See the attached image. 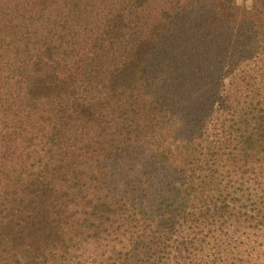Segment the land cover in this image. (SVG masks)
Returning a JSON list of instances; mask_svg holds the SVG:
<instances>
[{
  "label": "trees",
  "instance_id": "16d2710c",
  "mask_svg": "<svg viewBox=\"0 0 264 264\" xmlns=\"http://www.w3.org/2000/svg\"><path fill=\"white\" fill-rule=\"evenodd\" d=\"M0 264H264L254 0H0Z\"/></svg>",
  "mask_w": 264,
  "mask_h": 264
},
{
  "label": "rangeland",
  "instance_id": "374dc122",
  "mask_svg": "<svg viewBox=\"0 0 264 264\" xmlns=\"http://www.w3.org/2000/svg\"><path fill=\"white\" fill-rule=\"evenodd\" d=\"M251 3L253 2V0H249ZM257 4L259 13L261 16L264 17V0H254Z\"/></svg>",
  "mask_w": 264,
  "mask_h": 264
}]
</instances>
